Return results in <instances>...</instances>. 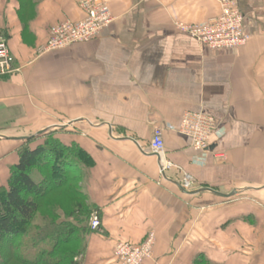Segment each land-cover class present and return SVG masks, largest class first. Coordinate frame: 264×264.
Returning a JSON list of instances; mask_svg holds the SVG:
<instances>
[{
	"label": "crops",
	"instance_id": "obj_1",
	"mask_svg": "<svg viewBox=\"0 0 264 264\" xmlns=\"http://www.w3.org/2000/svg\"><path fill=\"white\" fill-rule=\"evenodd\" d=\"M81 1L0 0L15 69L0 78V185L19 161L16 138L59 129L94 160L85 191L102 224L83 264H121L115 245L150 232L143 264H264V0H238L251 35L240 48L212 50L176 28L217 16V0H108L114 19L97 38L38 54L53 25L85 17ZM187 112L215 118L208 150L181 132ZM156 126L172 181L150 148ZM187 179L235 195L186 193L175 182L195 190Z\"/></svg>",
	"mask_w": 264,
	"mask_h": 264
},
{
	"label": "trees",
	"instance_id": "obj_2",
	"mask_svg": "<svg viewBox=\"0 0 264 264\" xmlns=\"http://www.w3.org/2000/svg\"><path fill=\"white\" fill-rule=\"evenodd\" d=\"M58 131L23 139L19 161L0 185V264H83L90 219L100 215L85 191L94 160ZM64 191L78 197L74 204L49 201Z\"/></svg>",
	"mask_w": 264,
	"mask_h": 264
},
{
	"label": "built area",
	"instance_id": "obj_3",
	"mask_svg": "<svg viewBox=\"0 0 264 264\" xmlns=\"http://www.w3.org/2000/svg\"><path fill=\"white\" fill-rule=\"evenodd\" d=\"M220 12L208 23L188 24L182 21L175 23L176 28L212 50L235 49L246 45L251 35L244 31V14L238 0H217ZM81 8L85 17L79 21L64 20L51 27L47 42L39 48L45 54L53 50L67 48L75 43H83L97 38L101 32L113 22V14L108 0H82ZM12 56L6 36L0 35V78L13 73ZM215 118L205 112H187L182 119L180 130L189 136L194 148L206 151L210 148V140L216 132ZM151 150L162 160L161 171L168 173L174 165L165 159L166 148L163 130L156 126L150 142ZM190 185V180L184 184ZM102 220L98 213L90 219V227L94 231L101 229ZM156 242L155 232H150L139 244L121 241L113 250L114 259L121 264H143L152 258Z\"/></svg>",
	"mask_w": 264,
	"mask_h": 264
},
{
	"label": "water",
	"instance_id": "obj_4",
	"mask_svg": "<svg viewBox=\"0 0 264 264\" xmlns=\"http://www.w3.org/2000/svg\"><path fill=\"white\" fill-rule=\"evenodd\" d=\"M44 132H46V130H41L39 131L36 135H40V134H43ZM29 137H20V138H16V139H27ZM157 155V154H156ZM159 157V155H157ZM160 158V157H159ZM161 160V158H160ZM163 175L165 178L169 179L170 181H172L166 174V172H163ZM175 182V181H173ZM183 192H186V193H199V192H204V191H209V192H212L213 194L217 195V196H220V197H224V198H229V197H232L235 195V192H231V193H222V192H219L218 190L212 188V187H209V186H204V187H199V184L198 183H194V182H190V185L189 187L190 188H195V190H187L186 188H184V186L181 184V183H178V182H175Z\"/></svg>",
	"mask_w": 264,
	"mask_h": 264
},
{
	"label": "rangeland",
	"instance_id": "obj_5",
	"mask_svg": "<svg viewBox=\"0 0 264 264\" xmlns=\"http://www.w3.org/2000/svg\"><path fill=\"white\" fill-rule=\"evenodd\" d=\"M211 20V19H210ZM208 20V22L210 21ZM177 21H182V22H185V23H188L186 21H183V20H177ZM176 21V22H177ZM62 22V21H61ZM206 22V23H208ZM59 23V22H58ZM57 24V23H56ZM188 24H192V23H188ZM194 24V23H193ZM205 24V23H204ZM51 30V29H50ZM51 34V32H50ZM50 37V35H49ZM44 44H42L39 48H41ZM38 54L39 53V49H38ZM35 136V134H33ZM32 135V136H33ZM31 137V135L29 136ZM78 197H76V195H74L72 192L70 191H64V192H58L56 194H53L52 196H50L49 198V201H55V202H58V203H63V204H68V206H71L72 204H74L75 200H77ZM71 204V205H70ZM91 228V227H90ZM92 230V229H91ZM94 231V230H92ZM96 232V231H95Z\"/></svg>",
	"mask_w": 264,
	"mask_h": 264
}]
</instances>
